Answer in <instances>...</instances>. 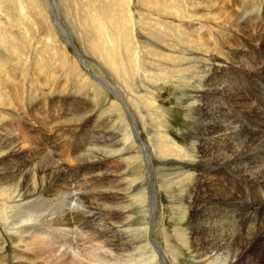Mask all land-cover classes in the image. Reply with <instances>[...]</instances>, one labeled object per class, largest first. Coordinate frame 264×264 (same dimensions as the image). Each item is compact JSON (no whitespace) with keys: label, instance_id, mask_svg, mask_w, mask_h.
Wrapping results in <instances>:
<instances>
[{"label":"rangeland","instance_id":"374dc122","mask_svg":"<svg viewBox=\"0 0 264 264\" xmlns=\"http://www.w3.org/2000/svg\"><path fill=\"white\" fill-rule=\"evenodd\" d=\"M46 1L0 0V259L7 258L5 264H37V257L21 249L41 231L20 228L39 222L37 217L53 208L84 209L74 200L80 193L75 181L70 189L46 196L54 187L45 188L48 178L40 170L45 154L69 168L82 155L88 160L78 166L80 172L87 171L83 177L94 172L96 178L90 180H100L93 186L113 187L114 200L124 205L117 213L124 222L114 225L125 244L129 242L125 260L115 263L225 264L234 245L242 247L240 236L227 248L220 241L221 251L208 252L204 263L198 260L201 247L193 241L189 220L195 212L185 196L198 188L199 170L196 144L187 148V135L194 131L188 121L199 119L195 88L208 75L230 78L241 73L229 68L231 58L257 44L264 66V0H52L51 9ZM241 83L244 100L223 103L237 107L250 102L264 117V107L261 111L252 103L257 98L248 80ZM258 102L264 106V98ZM239 118L247 126L256 119L254 112ZM5 136L7 143L2 141ZM12 137L17 145L10 152ZM34 153L39 155V171L35 163L25 182L36 190L23 197L25 182L10 174L23 155ZM101 202L102 208L107 205ZM46 229L42 238L58 240L62 250L79 256L109 254L105 260L110 262L116 257L98 240H87L76 225ZM240 229L244 234L246 229ZM245 243L240 263L251 259L252 264H264V231Z\"/></svg>","mask_w":264,"mask_h":264},{"label":"bare ground","instance_id":"6f19581e","mask_svg":"<svg viewBox=\"0 0 264 264\" xmlns=\"http://www.w3.org/2000/svg\"><path fill=\"white\" fill-rule=\"evenodd\" d=\"M46 3L49 4L50 9L53 8L51 7L53 5L52 0H47ZM59 31L60 33H65L64 31ZM65 35H68V39L70 38L69 34L65 33ZM256 46L257 44H254L251 50L247 49L246 53L237 54L239 55L238 58H231L230 62H226L229 68L234 67V70H240V74L233 73L229 78V75L222 76L213 73L208 75L207 81L199 84L200 88H195V101L201 103V105L197 106L198 108L193 106L199 119H191L190 117L188 121L194 131L190 130L192 132L187 135L189 144L187 148L193 144L197 146L196 154L193 153L196 157V159L194 158L195 168L199 170V176L196 177L199 179L195 181V185L196 182L198 183V188L194 186L191 190L197 188L198 192L192 196V191L190 190L185 197L190 200L191 208L195 212L192 213L193 218L189 221L192 222L193 227H190V229L193 230V234L197 240L193 241L197 246L201 247V251L199 250L200 255L198 256L200 262L205 261L208 258L207 254L210 252L217 249L221 251L223 244H219L220 241L224 240L226 244L225 248H227L229 245L232 246L236 238L240 236L239 239H241L240 242L243 244L242 247H235L234 245L235 251L230 259L224 263L241 264L242 254L246 253L248 247V243L245 242L251 239L253 234L256 235L264 231V125L261 128L257 127V124H264V117L260 118L262 116L261 113L258 110L256 111L254 106L249 104L250 102L237 105L238 108L244 109L243 111L234 106H226L223 103L224 100L230 101L233 98L234 100H244L245 95L239 89V86H242L241 81L248 80V84H250V88L256 93L257 98V100H252L256 102H251L262 111L261 107L264 106L259 105L258 100L260 101L264 98V66L261 65L263 60L261 56L262 52L260 53L259 48L257 50ZM237 51L240 52L239 50ZM251 51L254 55L253 58L249 55L252 54L250 53ZM257 55L258 57H256ZM248 75L252 80H250ZM251 81L256 85V89L252 87L253 83ZM236 93L238 95L235 97ZM209 94L211 96L214 95L211 100L203 99L204 95L209 96ZM217 102H221L222 104H215ZM227 104L233 105V102H227ZM253 112L256 119L249 120L250 125L247 126L241 121L239 115L241 117H247L248 113ZM7 137L5 136L2 141L5 142ZM11 140L10 145H12V148L10 152L14 151L16 148L14 146L17 145L14 138ZM34 152L39 153L38 150ZM37 153L31 154L30 156L23 155L19 164H14L15 166L11 171L12 174L9 173L10 176L15 179L22 178V181L25 182L28 176L31 177L30 172L34 168L35 163H38L37 167L39 171V155ZM40 160L42 162V169H40L42 176L48 178L45 188L49 189L51 186L54 187L50 189L46 196H50L55 191H61V189H70L71 181H75V185L79 187L80 193L74 200L78 204L83 205L84 209H79V206H76L75 211H72L69 207L62 205L64 207L59 212L53 210L54 208L50 209L49 214L43 213L40 216L38 215L39 217L36 216L39 218V222L34 220V222L23 225L19 232H24V228L26 231L29 228H34L35 230L39 228L41 231V233L38 232L40 237L36 235L33 242L26 244L28 247L24 246L25 248L21 249L25 255L37 257V264H117L115 263L116 260L124 261V257H126L125 253L129 249L126 245L129 242L125 244L122 232L114 225V222L118 224L124 222L121 221L122 217L117 214L121 212L122 209L120 207L124 208V205L122 206L120 204V200H114L116 195L113 187L104 188V186H93L96 181L100 180H90L94 176V172L88 175V178L86 176V179L83 177L87 171L83 170L80 172L78 166L88 163V160L82 155L76 159V167L74 168H69L59 160L56 162L53 161V163L45 154L40 156ZM43 161L46 163L50 161L49 165H45ZM35 190L30 183L25 182L22 184L21 194L23 197H31L35 194ZM101 201L107 202V205L103 208L99 205L102 203ZM39 209H42V207ZM104 212L105 214H103ZM23 215L24 213L17 216V221H20ZM101 216L105 217L102 222ZM246 216L247 219L243 220ZM41 224L43 227H40ZM73 225L81 228V231L84 229L87 237H89L87 240L96 239L101 244L100 247H107L111 251V255L116 256H113L114 261L110 262L105 260L106 257H110L108 256L109 254H97L93 251L79 256L67 249H60L61 244L57 245L58 240H50V242L42 238L48 231L46 228L58 229L60 227H68L72 229ZM240 225L246 229L244 234H241ZM24 236L28 237L30 235ZM32 236H35V234H32L29 238ZM147 244L151 254L157 257L156 249L149 242ZM213 245L216 248L212 247ZM171 250L173 251L172 247L168 248V252ZM239 252L240 254L238 255L237 253ZM26 258L29 259V257ZM6 260L8 259H0V264H5ZM249 261L247 264L253 263V260Z\"/></svg>","mask_w":264,"mask_h":264},{"label":"water","instance_id":"95a60500","mask_svg":"<svg viewBox=\"0 0 264 264\" xmlns=\"http://www.w3.org/2000/svg\"><path fill=\"white\" fill-rule=\"evenodd\" d=\"M85 71H86V69H85Z\"/></svg>","mask_w":264,"mask_h":264}]
</instances>
